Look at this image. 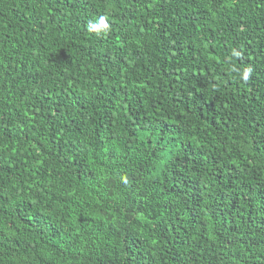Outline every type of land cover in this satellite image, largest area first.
<instances>
[{
    "label": "trees",
    "instance_id": "1",
    "mask_svg": "<svg viewBox=\"0 0 264 264\" xmlns=\"http://www.w3.org/2000/svg\"><path fill=\"white\" fill-rule=\"evenodd\" d=\"M0 264H264V0H0Z\"/></svg>",
    "mask_w": 264,
    "mask_h": 264
},
{
    "label": "clouds",
    "instance_id": "2",
    "mask_svg": "<svg viewBox=\"0 0 264 264\" xmlns=\"http://www.w3.org/2000/svg\"><path fill=\"white\" fill-rule=\"evenodd\" d=\"M106 29H107V25L103 20L99 21L98 23L89 24V31L92 32L100 33L101 31H106ZM247 71L250 72L251 69H248ZM244 78L246 79L247 76H245Z\"/></svg>",
    "mask_w": 264,
    "mask_h": 264
}]
</instances>
